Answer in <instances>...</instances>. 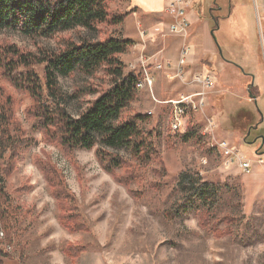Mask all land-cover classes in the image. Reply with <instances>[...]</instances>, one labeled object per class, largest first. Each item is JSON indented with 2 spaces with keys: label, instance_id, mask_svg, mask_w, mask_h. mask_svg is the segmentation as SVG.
<instances>
[{
  "label": "rangeland",
  "instance_id": "obj_1",
  "mask_svg": "<svg viewBox=\"0 0 264 264\" xmlns=\"http://www.w3.org/2000/svg\"><path fill=\"white\" fill-rule=\"evenodd\" d=\"M110 8L113 14L127 13L123 1L111 3ZM188 15L192 24L185 68L188 81L196 73L211 75L214 87L206 90L204 113L187 112L180 130L172 129V107L164 102L198 93L201 88L182 85L173 69L158 71L155 67L167 61L176 63L182 40L169 35L165 22L161 31L169 39L167 45L172 43L174 57L153 61L146 54L152 33L139 26L149 36L141 40L137 51L134 45L121 56L125 72L138 73L139 78L143 75L142 62L150 66L153 91L137 87V98L122 113L121 121L136 115L149 116L141 128L160 160L141 168L129 150L108 148L128 162L127 169L118 171L120 176L135 169L136 178L127 186L103 171L95 151L77 150L67 156L58 145L47 143L27 116L33 101L0 78V100L11 97L12 115L20 128L13 136L21 141L15 169L3 182L5 201L1 204L6 224L0 218V249L5 254L2 264H264V166L254 164L248 175L236 169L227 171L214 147L215 141H227L248 160L264 158V0H198ZM124 24L99 26L95 32L79 28L56 39L31 40L5 30L0 31V42L15 44L34 54L38 48L58 51L65 39L78 43L81 38L98 41L109 36L123 37ZM35 70L42 78L44 66ZM165 72H172V80L158 75L157 82L156 75ZM59 85L63 95L70 98L63 106L78 118L109 88V80L103 71L94 76L76 72L59 76ZM76 90L97 93L76 97ZM206 118L213 119L217 126L215 140L204 132ZM189 124L202 137L200 143L196 137L184 141ZM258 125L260 128L254 129ZM38 161H49L61 175L91 230L89 233H70L60 226L57 205ZM183 171L197 174L219 188L221 202L212 222L234 217V225L220 223L218 227L220 232L228 229L232 236L202 229L194 213L176 220L166 216V212L176 211L181 204L183 195L175 182ZM67 245L86 249L72 258L62 251Z\"/></svg>",
  "mask_w": 264,
  "mask_h": 264
},
{
  "label": "trees",
  "instance_id": "obj_2",
  "mask_svg": "<svg viewBox=\"0 0 264 264\" xmlns=\"http://www.w3.org/2000/svg\"><path fill=\"white\" fill-rule=\"evenodd\" d=\"M118 1L127 0H0V31L17 32L36 40L56 39L61 34L79 28L95 32L99 26L119 27L133 12L113 14L111 3ZM134 45L133 41L122 36H109L98 41L81 38L78 43L65 39L58 51L38 48V53L34 54L15 44L0 42V78L7 81L16 92L27 95L33 101L34 105L27 111V116L36 123L44 140L58 145L67 156L77 150L95 151L103 171L125 186L136 178V174H133L135 169L120 176L118 171L127 169L128 162L111 153L108 148L129 150L132 159L141 168L152 162L160 163L154 144L141 128L149 116L136 115L121 121L122 113L132 105L138 94L139 74L126 73L121 60V56L127 54ZM41 66H44L42 78L35 70ZM100 71L108 78L109 88L91 102L78 118L72 117L63 106L70 98L63 95L59 76L68 77L76 72L94 76ZM91 93L97 91L76 90L74 96ZM11 104L9 96L4 101L0 100V218L5 224L1 204L5 201L3 182L15 169L17 151L21 145V141L13 136L20 132V128L19 123L14 121ZM195 137L200 143L202 137L189 124L184 141ZM37 166L57 205L60 226L70 233H89L91 230L78 212L77 203L61 175L49 161H38ZM175 187L183 198L176 211L165 213L169 219L176 220L194 213L202 229L232 236L233 233L228 229L220 232L218 227L220 223L234 225V217L225 216L218 222H212L221 202L216 185L204 182L190 171H183L178 175ZM84 248L67 245L62 251L75 258L74 255L83 252ZM3 257L5 254L0 249V264Z\"/></svg>",
  "mask_w": 264,
  "mask_h": 264
},
{
  "label": "built area",
  "instance_id": "obj_3",
  "mask_svg": "<svg viewBox=\"0 0 264 264\" xmlns=\"http://www.w3.org/2000/svg\"><path fill=\"white\" fill-rule=\"evenodd\" d=\"M198 0H165L164 14L168 19L167 22V32L169 35L179 37L183 44L180 51L179 60L175 63L172 61H167L159 63L156 65V70L162 71L165 69H173L176 73L177 79L182 85L187 87H200L198 93L181 96L178 100H170L164 102V104L172 107L171 116V127L174 131H178L183 127L184 118L187 112H193L195 114L204 113L205 101H206V90H210L214 87L213 77L211 75L196 73L191 80L188 81V76L186 72L187 66V56L190 53V45L188 43V38L191 29V21L188 15L189 9ZM155 32H159L156 29ZM139 36L141 40H144L149 36L148 32L139 29ZM143 75L138 79L137 87L144 88L149 87L150 91H153V77L149 71L150 66H146V62H142ZM154 96V94H153ZM156 101V100H155ZM217 126L213 119L206 118L205 121V134L215 140V132ZM215 148L220 153L222 157V167L225 170H239L243 174H251L254 169V164L262 167L264 166V158L257 157L256 160L251 161L242 155L240 150L231 146L227 141H215Z\"/></svg>",
  "mask_w": 264,
  "mask_h": 264
},
{
  "label": "crops",
  "instance_id": "obj_4",
  "mask_svg": "<svg viewBox=\"0 0 264 264\" xmlns=\"http://www.w3.org/2000/svg\"><path fill=\"white\" fill-rule=\"evenodd\" d=\"M126 4V12L133 13L123 26V38L133 41L136 47L134 51H137V49L140 48L139 45L141 42L138 30L139 26L147 28L152 33L151 37L148 39L146 49L147 56L152 57L153 61L161 59L171 60V58L174 57V55H172L174 53V51H172L173 45L172 43H170L169 46L167 45L169 39H167L161 31L165 22H168V19L164 14L165 0H127ZM156 29H159L160 31L154 33ZM135 61H137V59ZM158 75H162L164 78L172 80V72L157 74V82H159Z\"/></svg>",
  "mask_w": 264,
  "mask_h": 264
},
{
  "label": "water",
  "instance_id": "obj_5",
  "mask_svg": "<svg viewBox=\"0 0 264 264\" xmlns=\"http://www.w3.org/2000/svg\"><path fill=\"white\" fill-rule=\"evenodd\" d=\"M217 30H218V26H217ZM215 30H212L211 31V36H212V38H213V40H214V42H215V44L217 45V40H216V36H215V32H214ZM217 47H218V45H217ZM218 49H219V47H218ZM219 52H220V55H221V51H220V49H219ZM254 129H258V126H256ZM261 139H262V146L264 145V137L262 136L261 137ZM255 143V142H254ZM256 154H258V152L256 153ZM258 155H261V154H258Z\"/></svg>",
  "mask_w": 264,
  "mask_h": 264
},
{
  "label": "flooded vegetation",
  "instance_id": "obj_6",
  "mask_svg": "<svg viewBox=\"0 0 264 264\" xmlns=\"http://www.w3.org/2000/svg\"><path fill=\"white\" fill-rule=\"evenodd\" d=\"M215 9H216V7L214 8V10H215ZM258 124H259V123H258ZM255 127H256V126H255ZM255 127H254V128H255ZM258 128H260L259 125H258ZM249 135H250V133H249ZM258 137H260V135H259V136H256L255 138H258ZM255 138H254V139H255ZM254 139H253V140H254ZM248 142H251V141H248ZM257 142H258V141H257ZM259 146H260V145H259ZM263 146H264V145H263ZM263 146H261V147H262V148H261V153H263V150H264V149H263V148H264Z\"/></svg>",
  "mask_w": 264,
  "mask_h": 264
}]
</instances>
